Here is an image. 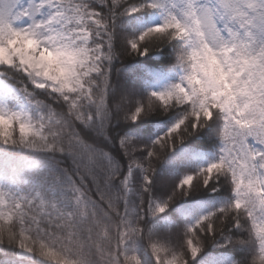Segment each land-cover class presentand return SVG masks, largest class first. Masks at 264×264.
Here are the masks:
<instances>
[{
  "label": "snow or ice",
  "instance_id": "obj_1",
  "mask_svg": "<svg viewBox=\"0 0 264 264\" xmlns=\"http://www.w3.org/2000/svg\"><path fill=\"white\" fill-rule=\"evenodd\" d=\"M0 264H264V0H0Z\"/></svg>",
  "mask_w": 264,
  "mask_h": 264
}]
</instances>
